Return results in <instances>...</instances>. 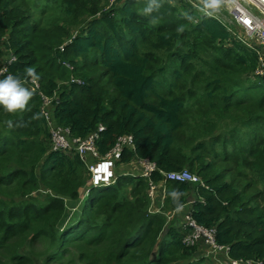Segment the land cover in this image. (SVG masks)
I'll list each match as a JSON object with an SVG mask.
<instances>
[{"label": "trees", "instance_id": "obj_1", "mask_svg": "<svg viewBox=\"0 0 264 264\" xmlns=\"http://www.w3.org/2000/svg\"><path fill=\"white\" fill-rule=\"evenodd\" d=\"M105 1L0 0V79L23 80L32 67L39 83L28 110L0 105V264H217L184 243L183 216L178 225L167 220L174 190L181 212L215 227L232 259L264 263V77L253 75L256 51L187 0H160L148 15L146 0ZM23 82L32 90L31 78ZM43 95L72 137L104 126L102 155L118 136L134 137L115 181L91 186L81 202L90 174L77 152L53 148ZM145 157L158 166L154 210L166 188L163 212L149 208L146 177L118 174ZM184 168L203 184L165 182L160 172Z\"/></svg>", "mask_w": 264, "mask_h": 264}, {"label": "built area", "instance_id": "obj_2", "mask_svg": "<svg viewBox=\"0 0 264 264\" xmlns=\"http://www.w3.org/2000/svg\"><path fill=\"white\" fill-rule=\"evenodd\" d=\"M187 1L200 10L203 8L201 0ZM202 12L220 19L241 42L256 51L258 64L253 74L258 77H264V0H222L217 10H205ZM5 72L6 67H2L0 73ZM38 87L39 83L36 80L33 81L32 90H37ZM52 101L53 98L43 95L42 112L49 127L53 147L55 149L75 148L80 156L84 158L87 169L90 172V177L80 197V201H82L88 194L90 186L114 181V165L121 158L125 148H134V138L132 134L118 136L111 149L102 155L98 151L96 142L104 126L100 125L97 131H93L85 138H71L70 129L57 124L54 120L53 112L49 109ZM139 162L142 166V175L150 178L152 173L157 169L156 164L149 157L141 158ZM185 170L190 177H195V179H178V175H183ZM164 179L200 182L203 184L201 178L190 172L187 168L180 171L173 170L166 172ZM149 184V193L151 196H155L157 185L151 178L149 179ZM187 220V224L192 228L184 238V242L187 245L193 246L199 241H203L209 248L210 253L224 252L228 254L229 247L216 242L215 227L199 224L190 215H187ZM229 264H250V261L230 259ZM259 264L264 263L260 261Z\"/></svg>", "mask_w": 264, "mask_h": 264}, {"label": "clouds", "instance_id": "obj_3", "mask_svg": "<svg viewBox=\"0 0 264 264\" xmlns=\"http://www.w3.org/2000/svg\"><path fill=\"white\" fill-rule=\"evenodd\" d=\"M114 1V0H113ZM112 1V2H113ZM111 2V3H112ZM202 4H203V8L201 9L202 11H205V10H217L219 8V6L221 5L222 3V0H201ZM160 7V0H146V5L145 7L143 8V14L144 15H148V14H151L155 9H158ZM209 14H211L209 12ZM213 17V16H212ZM187 19L191 20L192 18L190 16L187 17ZM178 32H182L183 31V26H181L180 28L177 29ZM258 64V63H257ZM254 72V71H253ZM0 75H3V73H0ZM254 75V74H253ZM255 76V75H254ZM258 77V76H257ZM28 78H31L33 81H35L36 79H38V76L35 72V69L32 68V67H28L25 69V76L23 78V80H27ZM22 78L19 77V76H15L13 74H8L6 76H4L3 79H0V105L3 106V108L8 112V113H15V112H18V111H26L28 110V102L29 100L32 98L34 92L33 90L29 89L28 87L25 86V83L23 82ZM80 81V80H79ZM43 105V104H42ZM9 125H11V121L8 122ZM64 127H68V126H64ZM70 129V127H68ZM90 134V133H89ZM70 136L71 138H79V137H72L71 135V131H70ZM88 136V135H87ZM86 137V136H85ZM85 137H80V138H85ZM134 138V137H133ZM52 142V141H51ZM53 146V144H52ZM54 148V147H53ZM66 151L68 150H74L75 152L76 149L75 148H71V149H64ZM78 153V152H77ZM79 154V153H78ZM80 155V154H79ZM83 158V157H82ZM141 158L138 159V163L140 165V170L136 173L138 175H141V176H144L142 175V166L139 162ZM84 160V158H83ZM85 161V160H84ZM153 161V160H151ZM155 164L156 162L153 161ZM86 164V162H85ZM86 166V165H85ZM157 166V164H156ZM87 168V166H86ZM185 169V168H184ZM158 170V166H157V169ZM173 171V170H171ZM175 171H180V170H175ZM190 171V170H189ZM89 172V171H88ZM155 172V171H154ZM160 172L163 174V179L165 177V173L166 172H169V171H163V170H160ZM191 172V171H190ZM90 174V172H89ZM153 174V173H152ZM196 174V173H194ZM197 175V174H196ZM199 176V175H198ZM90 177V176H89ZM89 177L85 180V183H84V186L82 187V192H83V189L85 187V184L87 182V180L89 179ZM117 177V174L115 172V165H114V175H113V178H114V181ZM148 179V184H149V178L148 176H144ZM200 177V176H199ZM178 179L180 180H185V179H192L194 180L195 177H190L187 173V171L185 170V172L183 173V175H178L177 177ZM113 181V182H114ZM164 181H168V180H165ZM179 181V180H177ZM181 182H186V181H181ZM112 183V182H110ZM102 184H109V183H102ZM98 185V184H97ZM92 186H96V185H92ZM91 187V186H90ZM149 191H150V184H149ZM157 191V189H156ZM89 193V192H88ZM82 195V194H81ZM155 196H151L150 193H149V196L151 197V204H150V209L154 212H163L162 211V206H163V201H164V198H165V195H166V188L164 187L163 188V194H162V197L160 196L161 198V201H159V205H157V209L154 210V204L156 203V193L154 194ZM182 195V193L178 192V191H173L171 193V196L173 197L174 199V202L176 203V208H175V212H181L183 211V208H184V205L182 203L179 202L180 200V196ZM87 196V195H86ZM85 196V197H86ZM193 197V196H192ZM85 199V198H84ZM80 201V200H79ZM81 202V201H80ZM190 203L189 204H192V200L189 201ZM160 206V207H159ZM187 215H190L192 218V214L191 212H187L185 217H184V226L186 227L185 229L187 230V232L184 234V237H183V241H184V238L187 234H189V232L192 230V228L187 224ZM196 222H198L195 218H193ZM199 223V222H198ZM201 224V223H199ZM204 225V224H203ZM185 243V242H184ZM186 244V243H185ZM200 244H204L203 241H199L198 243H196L195 245H193V247H198ZM219 244V243H218ZM205 245V244H204ZM222 245V244H220ZM207 247V245H205ZM228 246V245H226ZM229 247V246H228ZM208 248V247H207ZM214 254V255H213ZM213 256H216V257H219V256H224L227 260L226 261H223V260H219V264H229L230 262V259H232L230 256H229V251H228V254H225L224 252H217V253H210L208 251L207 254H205L204 256H207V257H212ZM213 258V257H212Z\"/></svg>", "mask_w": 264, "mask_h": 264}, {"label": "crops", "instance_id": "obj_4", "mask_svg": "<svg viewBox=\"0 0 264 264\" xmlns=\"http://www.w3.org/2000/svg\"><path fill=\"white\" fill-rule=\"evenodd\" d=\"M139 170H140V165L138 163V160H134V161H132L130 163L121 165L118 168V174L119 173L122 174V173H126V172L137 173ZM173 211H175V210H173ZM185 215H186L185 212H181L180 213V216H183L182 218H184ZM198 247H200V251H201V255L202 256L207 254L208 251H209V248H207L204 244H200ZM213 259H219V260L221 259L223 261L227 260L224 256H219V257L213 256Z\"/></svg>", "mask_w": 264, "mask_h": 264}, {"label": "rangeland", "instance_id": "obj_5", "mask_svg": "<svg viewBox=\"0 0 264 264\" xmlns=\"http://www.w3.org/2000/svg\"><path fill=\"white\" fill-rule=\"evenodd\" d=\"M113 0H110V3L112 2ZM109 0H106L105 1V4L107 3L108 4ZM197 111H196V108L194 110H192V114L189 115L190 119L193 120L194 119V116L197 115V117L195 118H199V115L198 114H195ZM190 127L187 126L186 127V131H190ZM192 130V129H191ZM148 194H149V189H148ZM165 214L167 215V220H169V222H174L175 224H179V220H178V217H180V215H178L177 212L175 211H164ZM71 217V216H70ZM178 222V223H176ZM38 249L37 250H43L44 247H45V244L44 242H41V243H38ZM213 257V256H212ZM217 264H219V259H215L214 260ZM36 263H37V259H36ZM40 263V261H39ZM53 264H66L64 262H57V261H54Z\"/></svg>", "mask_w": 264, "mask_h": 264}]
</instances>
